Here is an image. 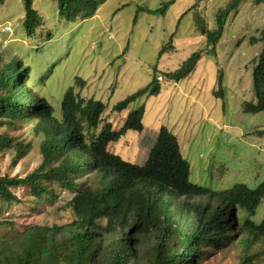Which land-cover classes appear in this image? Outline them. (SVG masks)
Returning <instances> with one entry per match:
<instances>
[{
    "label": "rangeland",
    "instance_id": "rangeland-1",
    "mask_svg": "<svg viewBox=\"0 0 264 264\" xmlns=\"http://www.w3.org/2000/svg\"><path fill=\"white\" fill-rule=\"evenodd\" d=\"M168 1L165 13L150 11ZM230 1L106 0L94 16L70 21L60 13L57 0H34L42 23L33 35H27L23 0H0V57L30 67L29 87L46 97L59 119L70 87L83 97L101 100L106 109L97 133L106 120L120 128L128 112L143 105L144 129L128 130L109 144L110 151L123 159L144 164L160 127L165 125L177 136L190 162L191 181L215 190L236 183L254 188L264 180V111L246 112L244 104L255 101L252 71L263 47L258 39L264 27V3L242 0L227 17L215 45H207L200 31L202 26L216 28L219 10ZM211 47L215 52L207 53ZM198 50L202 57L186 78L176 82L163 77V71L179 68ZM155 67L162 77L158 78L160 93L143 95L122 112H114L115 103L149 84ZM77 77L86 81L83 88ZM220 91L223 96L218 97ZM5 133L13 141L0 150V172L23 177L38 168L47 138L39 119L20 116L0 127V134ZM19 143L27 147L21 158L17 157ZM61 159H53L52 164ZM85 184L100 188L101 179L96 173L76 179V188ZM52 189L54 193L46 196L47 200L33 196L26 186L14 188L19 200L3 203L0 209V249L3 242H11L29 226L63 225L76 218L70 206L75 191L56 183ZM207 202L206 198L189 196L174 201L176 206L191 207ZM240 215L246 216L243 210ZM252 219L257 223L264 219V197ZM159 240L158 233L145 239L144 256ZM204 249L206 254L199 264H239L244 254L237 237L222 249L212 243ZM254 249L253 264H264L261 244H254Z\"/></svg>",
    "mask_w": 264,
    "mask_h": 264
},
{
    "label": "trees",
    "instance_id": "trees-1",
    "mask_svg": "<svg viewBox=\"0 0 264 264\" xmlns=\"http://www.w3.org/2000/svg\"><path fill=\"white\" fill-rule=\"evenodd\" d=\"M105 1L57 3L62 15L78 21L94 16ZM241 2L231 0L219 10L216 28H200L207 45L219 41L227 17ZM23 3V26L27 35H33L42 23L41 16L34 0ZM170 3L164 2L150 11L165 13ZM258 40L263 47L254 59L252 71L255 101L244 104L249 113L264 111V27ZM166 48L167 45L161 52ZM214 52V47L207 50ZM201 57L202 51L193 52L179 68L163 71V77L176 82L186 78ZM157 71L155 67L148 85L115 103L112 110L122 112L143 95H158L161 83ZM29 77V66L0 57V127L12 124L20 116L36 118L47 135L42 143L43 162L38 168L23 177L0 172V209L3 203L10 205L19 200L14 188L26 186L40 199L52 195V185L56 183L75 191L70 206L76 218L63 225L29 226L11 242L2 243L0 264H199L206 254L205 245L212 243L222 249L236 237L244 247L239 264L254 263V244H261L264 257V219L259 223L252 219L264 197V180L254 188L236 183L222 190L191 181L190 162L184 157L177 136L165 125L160 127L144 164L125 160L110 151L109 144L128 130L144 129L143 105L129 111L120 128L115 129L106 120L97 133L95 129L104 120L106 109L101 100L83 97L70 87L64 94L59 119L46 97L31 90ZM76 82L80 88L86 85L80 77ZM216 95L221 97L223 93ZM12 141L8 134H0V150ZM17 151L21 158L27 154V147L19 143ZM59 156L62 159L52 164ZM90 173L99 176L101 187L94 189L85 184L76 188V179ZM184 196L206 198L208 202L193 207L176 206L175 199ZM240 210L246 216L242 217ZM155 233L160 234L161 240L144 256L145 239Z\"/></svg>",
    "mask_w": 264,
    "mask_h": 264
},
{
    "label": "built area",
    "instance_id": "built-area-1",
    "mask_svg": "<svg viewBox=\"0 0 264 264\" xmlns=\"http://www.w3.org/2000/svg\"><path fill=\"white\" fill-rule=\"evenodd\" d=\"M5 30H9V31H10L11 29H10V27H6ZM158 78H162V77H159V76H158Z\"/></svg>",
    "mask_w": 264,
    "mask_h": 264
},
{
    "label": "crops",
    "instance_id": "crops-1",
    "mask_svg": "<svg viewBox=\"0 0 264 264\" xmlns=\"http://www.w3.org/2000/svg\"><path fill=\"white\" fill-rule=\"evenodd\" d=\"M129 113V112H128Z\"/></svg>",
    "mask_w": 264,
    "mask_h": 264
}]
</instances>
